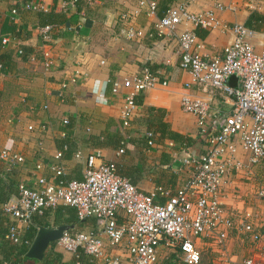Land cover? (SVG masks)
Listing matches in <instances>:
<instances>
[{
	"label": "crops",
	"instance_id": "0c3cea01",
	"mask_svg": "<svg viewBox=\"0 0 264 264\" xmlns=\"http://www.w3.org/2000/svg\"><path fill=\"white\" fill-rule=\"evenodd\" d=\"M24 1L0 0V52L9 53L8 68L6 72L0 71V151L10 149L24 158L22 163L10 168L0 158V177L12 187L7 200L14 196L18 183L29 184L37 175L45 178L53 175L49 165L56 161L55 151L65 144L57 161L61 179L80 178L87 157L94 155V164L113 161L118 173L140 192L164 201L165 197L156 188L173 194L189 175L181 165L185 152L197 156L203 151L193 116L179 107L181 96L191 95L207 103L211 111L228 113L231 109V97L216 88L195 83L184 86L190 82V76L178 67L175 38L155 32L156 19L175 0H155V14H147L137 6L136 0H93L91 3L77 0L68 11L60 9L62 0H37L42 11L23 8L20 4ZM214 1L195 0L189 9H206ZM219 1L236 7L234 11H218L219 18L250 28L252 34L248 40L255 49L259 48L264 41V7L248 9L249 4H256L258 0ZM12 8L16 13L10 12ZM44 24L54 27L47 44H42L37 33L38 26ZM129 26L140 29L143 36L126 39L124 29ZM192 27L184 22L176 31ZM193 31L201 45L200 52L205 55L219 54L231 38L230 33L220 30L194 27ZM2 38H6L5 43L1 42ZM19 45L30 47L31 52L21 57ZM42 47L49 51L53 61L47 70L40 64ZM142 67L157 70L166 83L154 84L135 96L136 108L130 125L122 128L118 118L121 96L110 94L108 80L135 74ZM228 83L236 86L235 78L230 77ZM63 117L68 120L66 124L61 122ZM146 131L153 134L149 146L145 141ZM170 132L188 138V144L173 139ZM119 147L123 149L120 154ZM236 159L246 164L247 153L238 148ZM248 168V173L242 168L224 177L221 200L234 213L250 211L260 239L251 242L240 230L232 228L224 244L225 257L218 255V250L207 240H197L198 249H208L212 264H240L246 257L264 261V195H257L258 189L264 187V174H261L264 165L256 162ZM55 208L46 210L42 216H33L21 232L28 245L15 246L26 251L35 234V225L72 224L55 223ZM46 216H51L50 222ZM8 220L4 217L0 221V236ZM0 245L12 244L0 237ZM52 250L61 253L60 264H73L70 254L54 248V243ZM113 252L124 254L125 250L121 245ZM19 264L42 263L28 258ZM80 264L102 263L83 255Z\"/></svg>",
	"mask_w": 264,
	"mask_h": 264
},
{
	"label": "built area",
	"instance_id": "2783aa9c",
	"mask_svg": "<svg viewBox=\"0 0 264 264\" xmlns=\"http://www.w3.org/2000/svg\"><path fill=\"white\" fill-rule=\"evenodd\" d=\"M76 2L62 0L59 7L68 11ZM194 2L172 1L156 19L154 30L175 38L178 67L190 76V82L184 86L195 83L216 88L231 97V109L228 113L211 111L207 103L191 95L181 96L179 107L193 116L203 143L200 154L185 152L181 160V165L189 172L186 180L173 194L157 187L159 195L165 197L159 202L120 175L113 161L94 164V155L87 157L80 178L63 180L59 177L61 169L57 163L66 148L63 144L53 155L55 163L49 165L53 175L49 178L37 175L29 184L18 183L14 196L0 205V221L9 218L1 240L12 245H28V240L21 235L22 228L33 216H42L57 205L74 208L79 220L94 219L93 230L67 232L53 241L54 248L70 254L73 264H80L83 255L102 264H164L160 258L162 249H171L174 254L175 258L169 259L171 264H197L200 252L196 241L199 239L211 243L221 257H225L224 244L232 228L240 230L251 242L260 239L250 211L234 213L225 207L221 200V183L224 177L242 168L248 173V167L264 157V41L255 49L248 40L252 34L250 28L219 18L218 11H234V4L216 0L209 8L192 11L189 6ZM136 3L147 14H155V0H136ZM20 5L33 11L43 10L37 0H26ZM247 7L250 10L262 8L264 0ZM10 12L16 13V9ZM184 22L193 27L177 32L178 25ZM194 27L225 31L231 38L219 54L205 55L200 52ZM52 28V24L38 26L42 44L50 42ZM142 36L140 29L131 26L124 29L126 39ZM1 42L5 43L6 38ZM52 63L49 51L42 47L41 66L47 70ZM230 77L235 78L236 86L228 83ZM157 83L165 84V78L148 67L121 79L108 80L110 94L121 96L118 118L122 128L130 125L136 108L135 96ZM61 122L66 124L68 120L63 117ZM144 136L146 144L151 145L152 132L146 131ZM238 148L247 153L246 164L236 159ZM122 152L119 147L117 153ZM0 158L8 168L24 160L20 153L10 149H2ZM257 195H264V187L258 189ZM121 245L125 253H114V248ZM240 264H264V261L246 257Z\"/></svg>",
	"mask_w": 264,
	"mask_h": 264
},
{
	"label": "trees",
	"instance_id": "16d2710c",
	"mask_svg": "<svg viewBox=\"0 0 264 264\" xmlns=\"http://www.w3.org/2000/svg\"><path fill=\"white\" fill-rule=\"evenodd\" d=\"M254 16L257 17V15H254ZM257 19L259 20V17ZM18 49L20 50L21 57H24L25 54H28L31 52V48L28 46H24V45H19ZM8 62H9V53L3 50L2 52H0V71L1 72H6L8 68ZM169 136L172 137L173 139L180 140L185 145L188 144V138L183 137L179 133L170 132ZM11 189L12 187L10 188L9 183L5 182L0 177V203H3L8 199V196L10 193L9 191H11ZM54 221L55 223L74 224V229L71 230V233L83 227L84 228L88 227L86 229L93 230L95 226L93 218L88 217V218L79 220L77 219L74 208L70 206H66V205H60L55 208ZM53 243L54 242L49 243L47 247L48 249L45 251L41 259L42 264H60L61 263V253L54 252L52 250ZM24 252H25V249L22 247H18L15 245H0V253L2 255L0 264H19L21 260L28 259L24 256ZM168 264H171V262L168 261Z\"/></svg>",
	"mask_w": 264,
	"mask_h": 264
},
{
	"label": "water",
	"instance_id": "95a60500",
	"mask_svg": "<svg viewBox=\"0 0 264 264\" xmlns=\"http://www.w3.org/2000/svg\"><path fill=\"white\" fill-rule=\"evenodd\" d=\"M35 234L26 249L24 256L29 259L41 260L47 245L55 241L69 229H72V224H58L50 227L43 225H35Z\"/></svg>",
	"mask_w": 264,
	"mask_h": 264
},
{
	"label": "rangeland",
	"instance_id": "374dc122",
	"mask_svg": "<svg viewBox=\"0 0 264 264\" xmlns=\"http://www.w3.org/2000/svg\"><path fill=\"white\" fill-rule=\"evenodd\" d=\"M260 164L264 165V159H261L258 161ZM261 172V171H260ZM261 174H264L261 172ZM46 221L48 222L51 221V216H46L45 217ZM200 252V261L198 264H212L211 262V257L208 249H199ZM160 258L164 264H168V259L175 258L174 254L172 253L171 249H162L160 251Z\"/></svg>",
	"mask_w": 264,
	"mask_h": 264
}]
</instances>
